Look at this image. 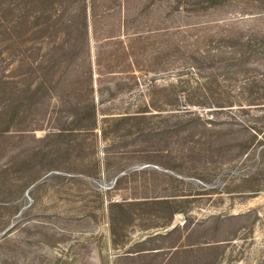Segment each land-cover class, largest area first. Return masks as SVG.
Returning a JSON list of instances; mask_svg holds the SVG:
<instances>
[{"label": "rangeland", "instance_id": "rangeland-1", "mask_svg": "<svg viewBox=\"0 0 264 264\" xmlns=\"http://www.w3.org/2000/svg\"><path fill=\"white\" fill-rule=\"evenodd\" d=\"M188 1L91 0L85 33L76 17L57 35L29 32L18 47L0 35V74L45 83L32 99L34 84L23 94L32 106L9 128L14 104L2 105L19 98L0 93V264H264V138L251 130L264 111L239 109L235 65L190 59L201 36L264 35V0L207 10ZM214 20L223 22L199 25ZM47 65L59 70L52 85ZM211 75L234 106L195 110L209 123L174 136L165 107L149 119L152 136L109 126L101 137L104 118L169 99L177 83L195 102L193 87ZM85 100L96 105V130L44 138ZM112 203L127 213L110 212Z\"/></svg>", "mask_w": 264, "mask_h": 264}, {"label": "trees", "instance_id": "trees-1", "mask_svg": "<svg viewBox=\"0 0 264 264\" xmlns=\"http://www.w3.org/2000/svg\"><path fill=\"white\" fill-rule=\"evenodd\" d=\"M221 2L222 0L188 1L189 5L193 6V8L196 7L197 10L212 9ZM179 3L177 2V4ZM92 7L93 2L91 0H0V35H8V39L5 41L18 47L23 44V36L29 32L47 34V36H50V34L57 35L63 29L73 26L76 17L80 18V27L85 33L88 26L87 18L90 15ZM222 22L220 20L204 21L200 22L199 25H217ZM194 43L198 46L202 44L203 47L201 49L199 46L191 52L190 59L195 62L196 66H217L221 63L225 66H236V69L232 71L233 76L238 77V80L240 79V84L238 83L239 86L236 88H238L241 95H245L239 101L241 103L237 104L239 109L243 110L245 107H254L260 109V111H264V72H258V68L264 66L261 63L264 60V35L235 37L230 34L223 35L220 33V35H212L210 37L201 36V38L195 39ZM216 43V47H213L212 44ZM183 44L181 40H178L175 43L176 49L185 48ZM220 44L225 45L222 46ZM221 48L226 51L221 50ZM21 64V60L17 61L18 68L22 66ZM57 70H55L54 65H47L45 67V72L51 74L49 85H52ZM3 73L0 74V93L8 95L10 98H19L14 103L11 100V103H4L2 105V108L6 109L14 104L12 113L7 117L6 126L9 128L11 126L10 123L12 124L14 119L18 118L32 104L31 101H28V98L32 99L33 95L38 94L39 90L45 89V83L42 80H37L34 83H30L29 86L26 85L23 79H18L23 76V73H16V75L13 74L12 76L3 75ZM54 83L57 85L59 82L54 81ZM219 83L220 81L216 75H211L204 83L196 82V86L193 88L197 91L198 98L195 102L190 101L188 96L184 95V86L181 85L180 87L177 83L169 99L150 101L144 104L140 111L135 113L106 117L103 122L107 127L102 126L98 128V131L102 135L101 137L107 140L109 136L107 128L109 126L114 127V132L116 133L122 127L129 128L136 126V133L139 135L152 136L156 131L149 126V119L155 115L160 116L161 113L165 112L162 108L168 107L167 117L170 118L171 123L167 127V132L172 133L174 136L180 132H187L188 127L191 125L210 122L206 117V112L219 111L234 106L233 101H229L230 99L225 96L224 87H221ZM7 84L11 86L7 87ZM32 84H34L32 95L28 98L22 97L25 92H31ZM47 93L50 94L49 91H46ZM75 106H77L78 112L68 116V122L63 127H57L55 131H51L53 133H47L44 138L54 134L57 137H71L80 132H93L97 129V109L95 103L92 100H85L84 103ZM151 109L156 110L158 113L153 114ZM198 109H207V111L204 114H200L195 111ZM262 128H264V124H261L259 127H251V130L256 136L260 132L262 134L261 137L264 138V129ZM119 172L120 170L115 173ZM114 209L119 210L123 214L127 213L125 204L112 203L109 210L112 212ZM177 212L173 211L171 213L170 220L166 223V226L170 224L174 214ZM112 231L113 245H117V239H115L116 233L114 229ZM157 249L152 248L148 249V251ZM145 251L146 249H142L136 252L141 253Z\"/></svg>", "mask_w": 264, "mask_h": 264}, {"label": "water", "instance_id": "water-1", "mask_svg": "<svg viewBox=\"0 0 264 264\" xmlns=\"http://www.w3.org/2000/svg\"><path fill=\"white\" fill-rule=\"evenodd\" d=\"M93 257H94V255H93ZM95 260H97V257L95 256Z\"/></svg>", "mask_w": 264, "mask_h": 264}]
</instances>
